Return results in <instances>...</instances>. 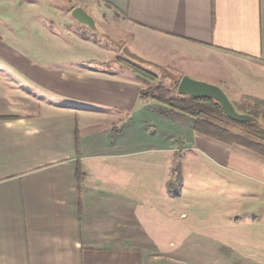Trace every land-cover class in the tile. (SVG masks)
<instances>
[{
	"label": "crops",
	"instance_id": "1",
	"mask_svg": "<svg viewBox=\"0 0 264 264\" xmlns=\"http://www.w3.org/2000/svg\"><path fill=\"white\" fill-rule=\"evenodd\" d=\"M100 2L132 30L128 43L124 28L120 36L133 56L174 68L192 54L200 63L192 68L201 74L195 79L220 86L229 98L230 87L264 100V0ZM22 24L15 33L19 46L0 32V264H155L153 201L142 198L135 171L140 141L135 133L128 140L83 138L78 116L88 115L84 122L93 128L101 118L113 123L116 117L135 132L141 116L152 114L146 120L153 135L158 126L178 123V139L185 114L143 97V82L126 69L110 71L92 59L35 60L25 54L28 29ZM37 26L60 50V34ZM39 44L33 48L39 54L52 52ZM22 77L41 88L43 98L23 92L20 99ZM192 131L195 146L211 152L227 172L264 183V157L197 133L193 121ZM213 255L215 264H237L236 253Z\"/></svg>",
	"mask_w": 264,
	"mask_h": 264
},
{
	"label": "rangeland",
	"instance_id": "2",
	"mask_svg": "<svg viewBox=\"0 0 264 264\" xmlns=\"http://www.w3.org/2000/svg\"><path fill=\"white\" fill-rule=\"evenodd\" d=\"M77 7L93 17L94 26L73 16L72 12ZM114 14L100 0H0V32L5 33L4 38L9 42L19 46L23 41L18 34L25 22L28 29L24 38V44H27L23 45L25 54L37 61L43 56H50L56 62L92 59L105 62V68L110 71L126 69L134 76L137 75L127 62L137 63L155 75V79L150 81L137 76L143 82V97L149 100H153V96H166V99L180 95L177 87L185 69H191L187 76L201 77L192 69L200 64L193 61L192 54L187 55L184 61L180 60L181 57L177 59L174 68L149 64L130 54L125 48L126 41L120 35L125 29L128 43L132 39V30L122 25V20ZM36 26L41 30L48 27L56 30L60 34L61 49L45 41L43 35L36 31ZM12 32L14 34L10 36ZM41 41L47 49L52 47L49 49L52 52L43 50L39 54L34 50ZM223 70L226 71L225 68ZM19 76L14 72L13 78ZM19 81L20 99L25 96L23 92L36 99L43 98L44 93L37 85L27 86L23 77ZM227 89L231 101L237 106L254 107L253 102L240 96L239 92L232 91L230 87ZM165 108L170 107L165 105ZM151 115L141 116V124L136 125L135 132L124 130L122 123L117 124L116 117L111 118L113 123L101 118L94 128L84 122L88 115L79 114L78 117L80 124L83 122V138L113 141L122 135L121 139L128 140L135 133L136 140L140 141V146H136L140 152L135 155V171L141 173L142 198L153 201L155 264H215L212 256L219 251L236 253V260L232 261L237 264H252L253 261L264 264V183L240 173L227 172L218 160H214L211 152L195 146L189 138L193 132L190 116L183 115L182 138L178 136L177 139L178 123L175 126L172 123L163 125V130L158 126L153 135V123L146 120L151 119ZM183 213L186 215L182 216ZM199 254L205 255L200 257ZM218 264L227 263L221 260Z\"/></svg>",
	"mask_w": 264,
	"mask_h": 264
},
{
	"label": "trees",
	"instance_id": "3",
	"mask_svg": "<svg viewBox=\"0 0 264 264\" xmlns=\"http://www.w3.org/2000/svg\"><path fill=\"white\" fill-rule=\"evenodd\" d=\"M123 62V60H118ZM129 68L144 80H153V72L137 63L127 62ZM144 94L142 93V96ZM153 96V99L169 106L174 112L189 115L193 119V130L228 145H239L264 157V100L245 97L254 107L234 106L238 112L255 118L250 122H240L227 116L222 105L214 98H196L193 96ZM239 129L240 131H237ZM80 176L81 170H78Z\"/></svg>",
	"mask_w": 264,
	"mask_h": 264
},
{
	"label": "water",
	"instance_id": "4",
	"mask_svg": "<svg viewBox=\"0 0 264 264\" xmlns=\"http://www.w3.org/2000/svg\"><path fill=\"white\" fill-rule=\"evenodd\" d=\"M72 13L80 22L94 26L95 22L93 17L83 8L77 7ZM177 91L182 96H193L199 99L204 97L214 98L222 105L228 117L241 123L255 120L249 114L238 112L227 93L218 85L197 80L185 74L179 81Z\"/></svg>",
	"mask_w": 264,
	"mask_h": 264
}]
</instances>
